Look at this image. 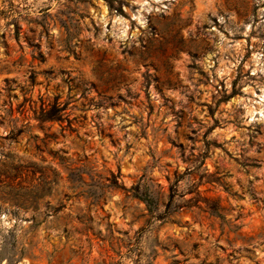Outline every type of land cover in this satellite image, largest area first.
<instances>
[{
	"label": "rangeland",
	"instance_id": "1",
	"mask_svg": "<svg viewBox=\"0 0 264 264\" xmlns=\"http://www.w3.org/2000/svg\"><path fill=\"white\" fill-rule=\"evenodd\" d=\"M0 264H264V0H0Z\"/></svg>",
	"mask_w": 264,
	"mask_h": 264
},
{
	"label": "trees",
	"instance_id": "2",
	"mask_svg": "<svg viewBox=\"0 0 264 264\" xmlns=\"http://www.w3.org/2000/svg\"><path fill=\"white\" fill-rule=\"evenodd\" d=\"M62 110V107L57 106L56 104H53L51 106L50 109H47L45 111H43L41 113V116H39L38 120L41 122H45V121H55V120H60L61 115L60 112ZM205 170H207V168H205ZM112 174V182L114 185H117V179L120 175V172H118L117 174H114L113 172H110ZM178 182V180L175 181V183ZM173 183V186H170V194H169V200H172L174 198V196L176 195V190L174 186H176V184ZM140 186H136V190H139ZM122 188H124L122 186ZM136 197H138L140 200H143L146 204H151L153 200H158V198L156 196H154L153 191L149 190L147 187H144V190L141 192V194H134ZM216 208H213V211H216Z\"/></svg>",
	"mask_w": 264,
	"mask_h": 264
}]
</instances>
